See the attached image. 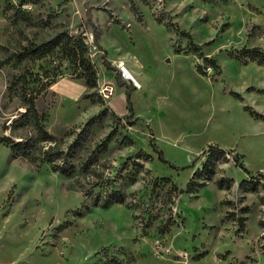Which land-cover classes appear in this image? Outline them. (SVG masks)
<instances>
[{
    "label": "rangeland",
    "instance_id": "374dc122",
    "mask_svg": "<svg viewBox=\"0 0 264 264\" xmlns=\"http://www.w3.org/2000/svg\"><path fill=\"white\" fill-rule=\"evenodd\" d=\"M66 34L85 37L96 88L56 46ZM48 43L44 57L24 54ZM253 48L264 53V0H0V136L34 145L28 159L0 141V264H264ZM25 93L54 142L22 118ZM210 145L227 153L208 158Z\"/></svg>",
    "mask_w": 264,
    "mask_h": 264
},
{
    "label": "trees",
    "instance_id": "16d2710c",
    "mask_svg": "<svg viewBox=\"0 0 264 264\" xmlns=\"http://www.w3.org/2000/svg\"><path fill=\"white\" fill-rule=\"evenodd\" d=\"M94 36V44L97 46L100 50L103 51L104 53V65L108 70H113V66L111 62L106 58L107 51L103 49L101 44L99 43V34L98 31L95 30L93 33ZM85 37L83 34H79L77 36H69V35H64L61 36L60 39L57 40L56 46L60 47V51L62 52V55L69 59L76 68V74L78 78L82 79L84 82L85 87L87 88H96L98 86V81H99V76H98V71L96 66L91 62L89 56L87 55L88 53V45L87 42H85ZM53 49V46L51 43L45 44L43 46H38V47H26L24 54L28 56L29 58H34V57H44L48 55L49 52H51ZM244 57H250L253 59V61H257L258 64L262 65L264 67V53L260 51L259 49H252V50H245L243 51ZM207 59V58H206ZM213 66L215 68H218L215 60L212 61ZM200 71V69L198 68ZM53 81L50 83L46 84L47 90L50 89L52 86ZM26 87V86H25ZM28 93V92H27ZM27 93L23 94L22 96V101H23V106L25 108V112L22 114V118H25L28 122V124L32 127V129L35 132L36 139L39 142H54L55 137L46 129L45 122L46 118L44 115L40 114V112L37 109L36 106V101L38 96H33L28 95ZM127 101H128V109L130 112H132L131 107V101H130V95H127ZM19 121V120H18ZM16 121V122H18ZM0 141L2 143H5L7 145H10L12 150L16 153V155H19L24 158L28 159H33V149L34 145L30 141H14L11 137L8 136H0ZM155 151L158 152L159 159L163 162H166V159L164 158V155L161 151L157 150L155 148ZM227 153V150L220 147V146H215V145H210L208 146L207 150L203 152V154H208V158H210L213 154H225ZM47 158L45 157V160L48 163H55L56 160L60 159L57 158L58 155L56 156L55 154H46ZM62 160V158H61ZM63 161V160H62ZM234 163L237 167H239L241 170H243L244 173L250 174V171L246 168V166L240 162L239 157L237 156L236 159L234 160ZM207 169V164H205V167L201 171H196L194 173V176L192 177L191 181L188 184L186 193H192L196 189V184L195 181L197 178H200L202 173L204 172V169ZM53 170L55 172H60V174L69 176L71 174V171L68 170L67 168L65 169L64 166H54ZM246 180H243L242 184L245 183ZM222 186V185H221ZM114 202H121L122 203V198L120 200L112 201L110 199L106 200L105 203L101 204L102 207L108 208L111 204ZM94 205H99L98 202H96ZM87 211H89V208H87ZM243 225V222H241Z\"/></svg>",
    "mask_w": 264,
    "mask_h": 264
},
{
    "label": "built area",
    "instance_id": "2783aa9c",
    "mask_svg": "<svg viewBox=\"0 0 264 264\" xmlns=\"http://www.w3.org/2000/svg\"><path fill=\"white\" fill-rule=\"evenodd\" d=\"M120 69L122 71V74H124L123 77L125 79H130L134 84H138L137 81L134 79V77L131 76V74L130 75L126 74L124 68H120ZM114 91L115 90H114L112 85H107L103 88L102 93H105L107 95V97L110 98L114 95Z\"/></svg>",
    "mask_w": 264,
    "mask_h": 264
},
{
    "label": "bare ground",
    "instance_id": "6f19581e",
    "mask_svg": "<svg viewBox=\"0 0 264 264\" xmlns=\"http://www.w3.org/2000/svg\"><path fill=\"white\" fill-rule=\"evenodd\" d=\"M107 96V95H106Z\"/></svg>",
    "mask_w": 264,
    "mask_h": 264
}]
</instances>
